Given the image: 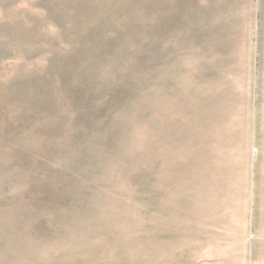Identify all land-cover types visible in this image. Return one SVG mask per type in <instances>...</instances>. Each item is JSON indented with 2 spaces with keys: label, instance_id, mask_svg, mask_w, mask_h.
I'll use <instances>...</instances> for the list:
<instances>
[{
  "label": "rangeland",
  "instance_id": "obj_1",
  "mask_svg": "<svg viewBox=\"0 0 264 264\" xmlns=\"http://www.w3.org/2000/svg\"><path fill=\"white\" fill-rule=\"evenodd\" d=\"M0 264H264V0H0Z\"/></svg>",
  "mask_w": 264,
  "mask_h": 264
}]
</instances>
